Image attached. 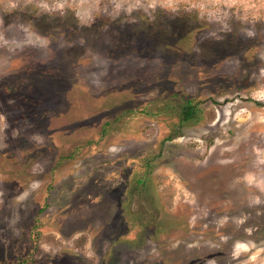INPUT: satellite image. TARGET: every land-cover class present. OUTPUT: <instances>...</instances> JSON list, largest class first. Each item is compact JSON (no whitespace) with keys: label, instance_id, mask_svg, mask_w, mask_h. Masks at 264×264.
Wrapping results in <instances>:
<instances>
[{"label":"rangeland","instance_id":"rangeland-1","mask_svg":"<svg viewBox=\"0 0 264 264\" xmlns=\"http://www.w3.org/2000/svg\"><path fill=\"white\" fill-rule=\"evenodd\" d=\"M0 264H264V0H0Z\"/></svg>","mask_w":264,"mask_h":264},{"label":"trees","instance_id":"trees-1","mask_svg":"<svg viewBox=\"0 0 264 264\" xmlns=\"http://www.w3.org/2000/svg\"><path fill=\"white\" fill-rule=\"evenodd\" d=\"M194 111H195V109H194L193 105L191 104V102H189V103L187 104L186 110H185V112H184L185 119H186V120H189L190 115H191Z\"/></svg>","mask_w":264,"mask_h":264}]
</instances>
